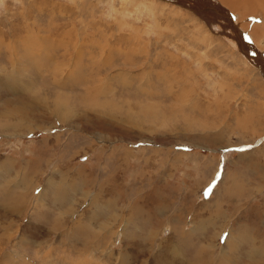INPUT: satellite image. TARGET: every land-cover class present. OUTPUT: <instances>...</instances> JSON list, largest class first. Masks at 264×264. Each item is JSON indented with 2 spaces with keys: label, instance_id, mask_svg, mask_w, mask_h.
<instances>
[{
  "label": "rangeland",
  "instance_id": "1",
  "mask_svg": "<svg viewBox=\"0 0 264 264\" xmlns=\"http://www.w3.org/2000/svg\"><path fill=\"white\" fill-rule=\"evenodd\" d=\"M183 4L0 0V264H264V73Z\"/></svg>",
  "mask_w": 264,
  "mask_h": 264
},
{
  "label": "bare ground",
  "instance_id": "2",
  "mask_svg": "<svg viewBox=\"0 0 264 264\" xmlns=\"http://www.w3.org/2000/svg\"><path fill=\"white\" fill-rule=\"evenodd\" d=\"M164 1L170 2L172 0H164ZM188 1L190 0H181L182 3ZM191 1H193L194 4L193 6L190 5L192 8L189 9L193 12H195L196 9L205 2L207 5V9L204 10V12H199L198 15H201V17L204 18V20L210 22L211 24H213V26L219 28V31H221L222 35H224L226 38H229V40H231V38L232 40H235L236 43H238L237 47H240L238 49L241 50V52L246 53L245 54L246 56L247 55L249 56V57L247 56V58H249L250 60L254 59L260 62L261 70L264 73V56L260 53L258 48H256L250 41H248V37L244 36V33L235 24L234 18L229 16L223 9L217 7V5L215 6V4L211 2V0H191ZM229 1L233 2L234 5L239 7L240 2H246L247 0H229ZM258 1L262 2L263 3L262 7H264V0H258ZM247 3H250L249 0L247 1ZM231 32L233 33L232 35ZM244 41L248 43V46H245Z\"/></svg>",
  "mask_w": 264,
  "mask_h": 264
},
{
  "label": "water",
  "instance_id": "3",
  "mask_svg": "<svg viewBox=\"0 0 264 264\" xmlns=\"http://www.w3.org/2000/svg\"><path fill=\"white\" fill-rule=\"evenodd\" d=\"M172 3H174V4H177V5H179V6H182V7H184L185 5L182 3V2H180L179 0H172L171 1ZM206 6V7H205ZM201 7V8H200ZM207 9V5H206V3L204 2L203 4H201V6H199L197 9H196V13H199V12H204V10H206ZM212 13V12H211ZM243 35V34H242ZM249 148V147H248ZM250 148H252V147H250Z\"/></svg>",
  "mask_w": 264,
  "mask_h": 264
}]
</instances>
